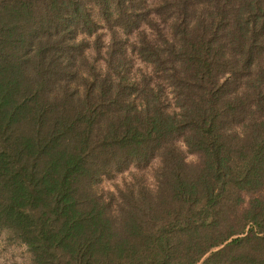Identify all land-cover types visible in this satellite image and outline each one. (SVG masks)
Here are the masks:
<instances>
[{"label": "trees", "instance_id": "16d2710c", "mask_svg": "<svg viewBox=\"0 0 264 264\" xmlns=\"http://www.w3.org/2000/svg\"><path fill=\"white\" fill-rule=\"evenodd\" d=\"M0 230L32 264H264V0H0Z\"/></svg>", "mask_w": 264, "mask_h": 264}, {"label": "rangeland", "instance_id": "374dc122", "mask_svg": "<svg viewBox=\"0 0 264 264\" xmlns=\"http://www.w3.org/2000/svg\"><path fill=\"white\" fill-rule=\"evenodd\" d=\"M101 33L103 34V41L105 44L108 42V33L105 30H102ZM86 55L89 59L94 57V51L89 49L86 52ZM101 63L99 66L101 67ZM136 67L140 69L147 70L145 65L136 63ZM188 162L194 161V157L187 156ZM152 171L153 168H147L141 171L139 176H143L146 180L148 185L153 183L152 180ZM130 174H136L135 170H131V172H125L119 175H115L111 179H103L100 183V189L104 191H114L116 187L121 188L123 183L130 181ZM0 264H32V257L27 249L23 244H21L17 239L12 237L8 231L0 230Z\"/></svg>", "mask_w": 264, "mask_h": 264}]
</instances>
